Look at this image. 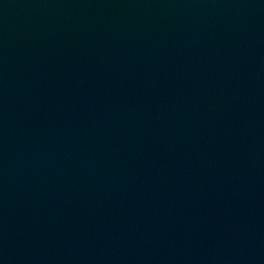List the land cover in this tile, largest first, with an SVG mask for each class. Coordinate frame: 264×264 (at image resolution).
<instances>
[{"label":"water","instance_id":"95a60500","mask_svg":"<svg viewBox=\"0 0 264 264\" xmlns=\"http://www.w3.org/2000/svg\"><path fill=\"white\" fill-rule=\"evenodd\" d=\"M0 264H264V0H0Z\"/></svg>","mask_w":264,"mask_h":264}]
</instances>
